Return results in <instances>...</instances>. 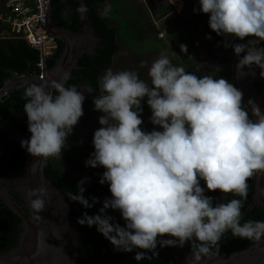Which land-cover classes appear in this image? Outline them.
Returning a JSON list of instances; mask_svg holds the SVG:
<instances>
[{
  "label": "clouds",
  "instance_id": "9594fccd",
  "mask_svg": "<svg viewBox=\"0 0 264 264\" xmlns=\"http://www.w3.org/2000/svg\"><path fill=\"white\" fill-rule=\"evenodd\" d=\"M199 4L217 35L247 39L231 44L241 57L237 67L255 65L264 76V47L257 46L264 42V0H199ZM77 11L85 14L86 5L81 3ZM181 51L187 52L186 45ZM148 76L150 83L135 71L109 69L100 81V95L93 104L103 114L101 127L94 132L95 150L85 166L105 169L99 182L109 185L111 199H105L99 214L85 213L78 224L95 226L119 251L145 250L135 255L137 261L150 258L146 252L155 255L157 238L163 236L173 239L162 241V247L191 242L188 264L217 255L228 231L233 237L260 241L264 221L241 224L242 200L213 206L200 181L209 192L247 198L248 179L264 171V113L249 100L254 119L250 118L242 105V91L228 80L186 72L165 55L152 62ZM69 78L65 74L61 80L25 88L23 107L31 136L21 141V148L34 157L59 158L83 116L85 97L77 87L65 86ZM145 97L151 123L162 131L142 130ZM84 182L78 185V194L71 192L69 197L90 208ZM28 196L37 214L33 219L41 221L38 213L49 198L47 188L31 189ZM97 202L93 198V204ZM109 209L120 212L124 227L105 214Z\"/></svg>",
  "mask_w": 264,
  "mask_h": 264
},
{
  "label": "trees",
  "instance_id": "16d2710c",
  "mask_svg": "<svg viewBox=\"0 0 264 264\" xmlns=\"http://www.w3.org/2000/svg\"><path fill=\"white\" fill-rule=\"evenodd\" d=\"M82 1L87 7L86 15L88 23L98 42L93 49L92 55L84 54L78 59L77 69L71 71L69 74L70 78L65 82V86L77 87L80 83H86L90 89L95 90L98 87V76L110 66L111 57L117 51V45L114 40L115 29L107 26L98 14L105 0ZM62 5L67 11V16L64 18H61L59 14ZM50 7V20L52 23L70 31H74L77 28L79 19V12L77 11L79 8L78 2L75 0H50ZM236 40L232 37L221 39V42H219L221 49L216 59L224 78L230 83L229 60L225 54L232 49L231 44H235ZM226 44L229 46L225 47ZM261 45L264 47V42H261ZM61 48L62 44L58 42L49 57L50 59L45 62L47 69L52 67L53 61L58 56ZM38 60L39 53L28 46L22 38L18 36L1 38L0 87L2 81L9 77L8 72L18 75H38ZM253 86L256 90L264 93V76L255 79ZM24 91L25 87L12 90L6 93L3 98H0V116L14 131L27 137L30 135V132L28 131L27 115L23 107L27 102ZM53 95H56L55 91ZM66 147L68 150L62 149L59 158L49 157L44 159L43 174L58 189L60 194L63 195L65 202L78 221L85 213L88 216L99 214L105 199H111V193L109 192V185L107 183L102 185L99 182L105 169L102 167L93 169L85 166L86 161L93 152L91 148L80 144L79 132L75 126L72 133L67 137ZM22 166V148L0 130V179H7V173L17 172L21 170ZM66 169L72 170L86 179V190L83 195L89 204L93 205L92 207L85 208L81 204L70 200L69 193L78 194L79 189L78 184L66 176L64 172ZM253 177L254 175L247 181V198L252 189ZM12 195L19 202L17 195L14 193ZM93 198L98 202L93 204ZM231 199H241L243 203L242 210L247 205L245 198L231 193L226 195L224 202H228ZM105 214L113 218V223L119 224L121 227L125 226V222L118 210L109 209ZM247 221H264L261 209L258 207L253 208L241 219V224ZM19 224L20 220L0 202V253L7 252L16 245ZM167 237L173 239L172 237ZM255 241L233 237L231 231H228L219 242V253L235 252L248 247ZM76 251L78 264H168L169 259L164 249L157 244L155 255L153 252H146V256L150 258L137 261L135 260V255L145 250L134 248L131 252L119 251L97 231L95 226L89 228L86 224L84 226L80 225ZM186 251H191V245ZM215 251L213 249V252ZM171 263L173 264L172 261Z\"/></svg>",
  "mask_w": 264,
  "mask_h": 264
},
{
  "label": "water",
  "instance_id": "95a60500",
  "mask_svg": "<svg viewBox=\"0 0 264 264\" xmlns=\"http://www.w3.org/2000/svg\"><path fill=\"white\" fill-rule=\"evenodd\" d=\"M77 2L79 7L83 3L82 0H77ZM50 11L49 2L46 11L45 30L55 41V46L58 42L62 44L52 67L47 69L45 66L46 60L50 59L49 57H40L42 68L39 76L18 75L8 72L9 77L1 83L0 98L12 90L26 88L29 84H48L52 80H61L65 74L69 76L72 70L77 69V61L82 55L93 54L98 39L88 23L87 11L85 14L79 13L78 26L74 31L53 24L50 20ZM16 36L8 31L3 38ZM236 43H244V41L237 39ZM225 56L229 60L230 81L242 91V105L248 110L250 118L254 119L251 114V106L248 104L249 100H252L264 113V93L256 90L253 86L254 80L261 77L262 70L255 65L245 66L242 69L238 68L237 64L241 57L234 53L233 48ZM220 73L224 78L221 70ZM84 85L86 83H80L77 86L78 91L80 89L82 94L85 90ZM75 127L81 139L80 119ZM0 130L20 147L22 140H30L31 134L25 137L14 131L1 116ZM64 149L68 150L66 143ZM22 151L23 166L21 170L9 172L6 180H0V202L20 220L16 245L7 252L0 253V264H78L76 245L80 225L65 202L63 195L44 177L45 158L34 157L23 148ZM41 186L47 188L49 198L45 200V209L38 213L42 220L36 221L33 217L37 214L30 207L28 192ZM12 193L17 195L19 202ZM212 193L214 194L215 205L223 203L227 195L218 193V190ZM246 202L247 205L242 210V218L255 207L260 208L264 216V171H258L254 174L252 189ZM169 239L167 236L157 238V244L164 249L169 258L168 264H172L171 261L173 264H188L191 251L188 252L186 249L191 245V242H186L183 247L178 245L162 247L161 242ZM202 260L201 264H264V237L244 249L230 253H218L211 258H202Z\"/></svg>",
  "mask_w": 264,
  "mask_h": 264
},
{
  "label": "flooded vegetation",
  "instance_id": "af4514ba",
  "mask_svg": "<svg viewBox=\"0 0 264 264\" xmlns=\"http://www.w3.org/2000/svg\"><path fill=\"white\" fill-rule=\"evenodd\" d=\"M179 1L181 3L179 8H176L170 0H105L100 7L98 12L100 18L107 26L115 29L114 40L117 51L111 57L110 66L98 76L97 89L92 90L87 84L84 85L85 100L82 106L83 116L80 118L81 139L79 134V142L91 148L92 152L95 150L94 132L101 127L99 117L103 115L95 110L93 100L100 95V81L107 70L135 71L141 79L150 83L148 68L154 60L165 55L173 65L183 67L186 72L197 76L214 72L222 78L221 68L216 59L221 49L219 42L224 39V36L217 35L210 29L209 16L200 12L199 0ZM110 6L112 11L109 9ZM194 9L196 12L193 11ZM108 10L114 14L113 18L108 15ZM59 14L61 18L67 16L63 5ZM122 27L125 30L120 35ZM124 38L131 43V46L123 42ZM248 39L255 38L249 37ZM246 42L247 39L244 43ZM181 45H186V53L181 51ZM257 46L263 47L261 43ZM142 107L140 117L143 121L142 130L162 131L159 128L154 129L151 123V109L147 105V97L143 99ZM70 171L71 175L77 177L79 184L82 180L85 181L82 187L86 190V179ZM200 184L205 189V195L209 196L204 181L201 180ZM212 198L213 206H215L214 195Z\"/></svg>",
  "mask_w": 264,
  "mask_h": 264
},
{
  "label": "built area",
  "instance_id": "2783aa9c",
  "mask_svg": "<svg viewBox=\"0 0 264 264\" xmlns=\"http://www.w3.org/2000/svg\"><path fill=\"white\" fill-rule=\"evenodd\" d=\"M5 12L3 22L9 31L22 38L28 46L39 53L37 67L39 74L40 57H50L55 41L45 30L46 11L50 0H2Z\"/></svg>",
  "mask_w": 264,
  "mask_h": 264
},
{
  "label": "rangeland",
  "instance_id": "374dc122",
  "mask_svg": "<svg viewBox=\"0 0 264 264\" xmlns=\"http://www.w3.org/2000/svg\"><path fill=\"white\" fill-rule=\"evenodd\" d=\"M109 9H110V11H112L111 6L109 7ZM110 11L108 10V15H110V18H113V17H114V14L111 13ZM124 30H125V28L122 27V30H121L120 35L123 34ZM123 42H124L126 45L131 46V43H129V41L126 40L125 38H124ZM206 75H211V76H213L214 78H219L218 75H217L216 73H214V72L207 73ZM79 91H80V89H79ZM64 172H65L66 176H67L69 179L73 180L76 184L79 185V181H78L77 177L71 175V171H70V170H67V169H66V170H64ZM204 186L206 187V185H204ZM207 191H208V190H207ZM208 192H209V191H208ZM219 192H220V191L218 190V193H219ZM213 195H214V194H213L212 192H209V196H210V197H213Z\"/></svg>",
  "mask_w": 264,
  "mask_h": 264
},
{
  "label": "crops",
  "instance_id": "0c3cea01",
  "mask_svg": "<svg viewBox=\"0 0 264 264\" xmlns=\"http://www.w3.org/2000/svg\"><path fill=\"white\" fill-rule=\"evenodd\" d=\"M170 2L176 7L179 8L181 3L179 0H170ZM5 12L3 2L0 0V39L7 35L9 29L7 25L3 22V14ZM10 32V31H9Z\"/></svg>",
  "mask_w": 264,
  "mask_h": 264
}]
</instances>
